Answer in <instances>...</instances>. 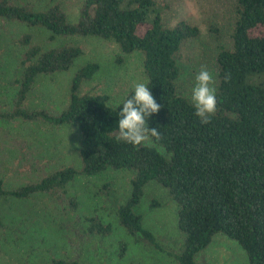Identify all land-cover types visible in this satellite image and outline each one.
Returning a JSON list of instances; mask_svg holds the SVG:
<instances>
[{
    "label": "trees",
    "instance_id": "1",
    "mask_svg": "<svg viewBox=\"0 0 264 264\" xmlns=\"http://www.w3.org/2000/svg\"><path fill=\"white\" fill-rule=\"evenodd\" d=\"M231 6L230 47L219 46L214 58L217 110L210 123L201 124L193 104L176 89L180 74L176 56L184 42L198 38L199 31L183 20L164 27L160 12L165 5L153 0H82L77 19L70 22L58 4L34 9L0 0V20L43 29L47 42L95 37L116 44L123 55L139 54L146 84L162 106L149 118L148 127L161 134L150 142L163 150L160 154L149 145L137 147L117 139L120 109L133 92L114 107L107 105L105 94H79L82 83L98 71L95 62L77 68L59 114L27 109L24 101L35 80L67 71L82 51L69 42L43 49L32 43L31 35L23 34L14 41L24 49L13 81L15 93L11 107L0 111V122L73 126L79 134L81 168L62 167L13 189L5 188L0 179V198L26 200L64 193L77 175L126 170L132 174L129 195L115 217L128 236L139 235L156 245L135 212L144 186L154 182L175 205L176 228L182 235L181 248L173 255L176 264H196L194 256L215 234L236 242L247 264H264V0H232ZM208 31L217 32L213 26ZM215 38L219 39L217 34ZM68 204L75 209L74 199L69 198ZM86 221L90 235L111 233L110 225L94 217ZM117 248V257H123L126 244L120 241ZM43 264L80 263L52 258Z\"/></svg>",
    "mask_w": 264,
    "mask_h": 264
},
{
    "label": "rangeland",
    "instance_id": "2",
    "mask_svg": "<svg viewBox=\"0 0 264 264\" xmlns=\"http://www.w3.org/2000/svg\"><path fill=\"white\" fill-rule=\"evenodd\" d=\"M34 9L58 4L70 22L77 19L82 0H11ZM160 6L164 27L183 20L199 31L198 38L184 42L176 56L180 74L177 93L191 103L195 77L202 66L212 72L215 85L214 58L219 46L230 47L228 32L233 14L232 0H153ZM213 26L216 33L208 31ZM23 34L43 49L72 43L82 55L64 72L38 77L28 93L24 106L57 115L66 106L69 83L78 67L98 64L90 81L82 83L79 94H105L107 105L114 107L133 92L136 83H146L142 58L137 53L123 55L116 44L95 37L58 38L47 42L40 28L0 20V111L11 107L20 68L18 61L24 49L14 41ZM215 34L219 38L216 40ZM117 60H120L117 62ZM163 154V150L146 142ZM79 134L73 126H50L42 122L12 120L0 122V179L5 188L33 183L62 168H81ZM131 172L106 170L95 176L77 175L64 193L33 195L26 200L0 198V264H43L52 258L76 260L80 264H176L173 255L182 245L176 228L175 205L166 192L154 182L147 183L135 212L141 216L156 245L128 236L117 224L115 211L129 195ZM76 202L70 209L68 199ZM155 203V204H154ZM94 217L110 225L111 233L99 237L86 233V218ZM126 252L118 258V242ZM196 264H247L244 251L233 240L215 234L208 246L194 256Z\"/></svg>",
    "mask_w": 264,
    "mask_h": 264
},
{
    "label": "clouds",
    "instance_id": "3",
    "mask_svg": "<svg viewBox=\"0 0 264 264\" xmlns=\"http://www.w3.org/2000/svg\"><path fill=\"white\" fill-rule=\"evenodd\" d=\"M195 80L191 95L195 115L201 124H208L217 110L215 79L212 72L202 66ZM161 107L146 83H136L134 94L123 102L120 109L117 139L137 147L149 142L150 138L160 139L159 129H150L148 123L149 118L158 113Z\"/></svg>",
    "mask_w": 264,
    "mask_h": 264
}]
</instances>
